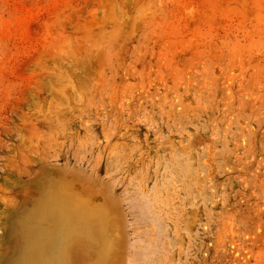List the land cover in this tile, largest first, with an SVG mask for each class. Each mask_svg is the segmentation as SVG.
<instances>
[{
  "label": "rangeland",
  "instance_id": "obj_1",
  "mask_svg": "<svg viewBox=\"0 0 264 264\" xmlns=\"http://www.w3.org/2000/svg\"><path fill=\"white\" fill-rule=\"evenodd\" d=\"M46 168L127 264H264V0H0V258Z\"/></svg>",
  "mask_w": 264,
  "mask_h": 264
},
{
  "label": "bare ground",
  "instance_id": "obj_2",
  "mask_svg": "<svg viewBox=\"0 0 264 264\" xmlns=\"http://www.w3.org/2000/svg\"><path fill=\"white\" fill-rule=\"evenodd\" d=\"M47 173L30 178L0 264H127L128 232L118 201L91 185L89 174Z\"/></svg>",
  "mask_w": 264,
  "mask_h": 264
}]
</instances>
